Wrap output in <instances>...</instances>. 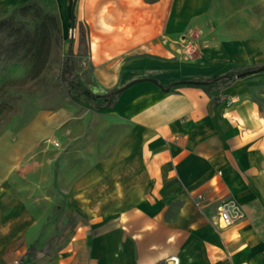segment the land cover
I'll use <instances>...</instances> for the list:
<instances>
[{"label":"crops","instance_id":"crops-1","mask_svg":"<svg viewBox=\"0 0 264 264\" xmlns=\"http://www.w3.org/2000/svg\"><path fill=\"white\" fill-rule=\"evenodd\" d=\"M32 1L0 0V9ZM57 1L64 23L73 13L85 28L88 76L102 95L136 83L57 157L47 194L31 165L39 136L0 135V264H40L45 254L47 264H264V72L222 93L190 84L264 67L261 28L248 19L257 7ZM45 206L60 235L41 225ZM61 235L63 247L54 244Z\"/></svg>","mask_w":264,"mask_h":264},{"label":"rangeland","instance_id":"rangeland-1","mask_svg":"<svg viewBox=\"0 0 264 264\" xmlns=\"http://www.w3.org/2000/svg\"><path fill=\"white\" fill-rule=\"evenodd\" d=\"M242 2L257 7L255 12L248 14V19L261 28L259 34L264 46V0ZM24 6L27 8L21 9ZM75 28L74 33L70 19L64 23L57 0H33L14 8L0 9V135L8 134L14 141L39 136L32 155V159L39 157L38 163L31 165L45 177L40 181L45 194L59 170L57 157L93 133L96 113L100 111L84 99L72 98L61 80L65 57L70 54L80 81L89 84L96 95L103 94L97 82L88 76L90 46L85 28L77 24ZM46 29L50 34L48 62L40 75L33 78L35 36ZM79 71H82L81 76ZM52 212L47 206L43 207L41 213L45 217L49 215L50 219L41 225L47 229L54 224L57 235H60L64 226L59 223L58 216H52L56 212ZM67 241L68 238L57 236L54 244L63 247ZM36 246L46 249L47 239L40 237ZM49 257L45 254L40 264L53 260Z\"/></svg>","mask_w":264,"mask_h":264},{"label":"trees","instance_id":"trees-1","mask_svg":"<svg viewBox=\"0 0 264 264\" xmlns=\"http://www.w3.org/2000/svg\"><path fill=\"white\" fill-rule=\"evenodd\" d=\"M27 6L22 7L25 9ZM35 48L32 55V69L31 74L33 78H36L40 73L45 69L48 62L49 53H50V34L46 29L42 33H37L35 36ZM260 67H248L243 69L244 71L255 70ZM238 73H230L217 78L203 79L199 81L201 85H195L202 88L205 92L209 94L222 93L223 90L230 87L233 82L237 79ZM61 80L64 84L67 85L68 93L72 98L80 99L84 98L93 103L94 107L97 109H108L112 108L114 104L118 101L119 97L122 94V91L119 89H114L104 95H96L89 88L83 85L80 81L77 72L76 66L73 61V58L70 54H67L65 57L64 67L61 72ZM175 84H172L168 87L162 88H171ZM2 110H0L1 113ZM28 254V253H27ZM25 255L24 258H26Z\"/></svg>","mask_w":264,"mask_h":264},{"label":"water","instance_id":"water-1","mask_svg":"<svg viewBox=\"0 0 264 264\" xmlns=\"http://www.w3.org/2000/svg\"><path fill=\"white\" fill-rule=\"evenodd\" d=\"M74 30H75V18H74V15L72 13V32H74ZM263 72H264V67H260V68L255 69V70L244 71L242 73H239L236 77H237V79H241V78H244V77H248V76L259 74V73H263ZM143 81H148V82H151V83H153L155 85H158V82L156 80H153V79H145ZM137 82H139V81H137ZM135 83H130L129 85L121 88L120 90L123 92V91H125L126 89H128L130 86H132ZM179 84H188V83L182 82V83H179ZM190 84H192V85H201V83L199 81L191 82ZM162 89L164 91H168L169 90V88H167V89L162 88Z\"/></svg>","mask_w":264,"mask_h":264},{"label":"built area","instance_id":"built-area-1","mask_svg":"<svg viewBox=\"0 0 264 264\" xmlns=\"http://www.w3.org/2000/svg\"><path fill=\"white\" fill-rule=\"evenodd\" d=\"M220 213V223L222 226H228L231 224L232 220L229 213L224 208H219Z\"/></svg>","mask_w":264,"mask_h":264}]
</instances>
